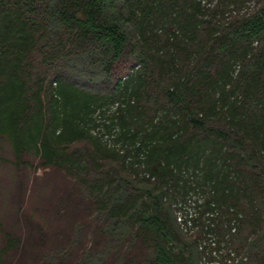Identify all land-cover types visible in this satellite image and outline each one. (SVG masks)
I'll use <instances>...</instances> for the list:
<instances>
[{
    "label": "trees",
    "instance_id": "16d2710c",
    "mask_svg": "<svg viewBox=\"0 0 264 264\" xmlns=\"http://www.w3.org/2000/svg\"><path fill=\"white\" fill-rule=\"evenodd\" d=\"M0 138L71 178L74 264H201L204 215L264 264V0H0Z\"/></svg>",
    "mask_w": 264,
    "mask_h": 264
},
{
    "label": "rangeland",
    "instance_id": "374dc122",
    "mask_svg": "<svg viewBox=\"0 0 264 264\" xmlns=\"http://www.w3.org/2000/svg\"><path fill=\"white\" fill-rule=\"evenodd\" d=\"M36 164L29 155L17 161L7 141L0 138V264H45L44 254L60 250L67 253L65 264H74L88 247L100 245V238L93 237L89 213L71 178ZM182 214L178 216L183 219ZM202 222L208 223L205 215L199 223H187L184 231L198 235L201 264H212V240L219 238ZM220 249L226 252L222 243ZM242 254L240 249L238 255Z\"/></svg>",
    "mask_w": 264,
    "mask_h": 264
},
{
    "label": "built area",
    "instance_id": "2783aa9c",
    "mask_svg": "<svg viewBox=\"0 0 264 264\" xmlns=\"http://www.w3.org/2000/svg\"><path fill=\"white\" fill-rule=\"evenodd\" d=\"M178 218H179V217H178ZM179 220H181V218H179ZM212 264H218V263H215V262H214V263H212Z\"/></svg>",
    "mask_w": 264,
    "mask_h": 264
}]
</instances>
